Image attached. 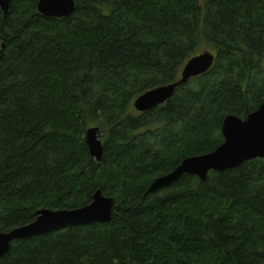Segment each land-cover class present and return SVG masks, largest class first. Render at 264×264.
Segmentation results:
<instances>
[{
    "label": "trees",
    "instance_id": "16d2710c",
    "mask_svg": "<svg viewBox=\"0 0 264 264\" xmlns=\"http://www.w3.org/2000/svg\"><path fill=\"white\" fill-rule=\"evenodd\" d=\"M75 1L66 19L42 16L39 0L0 8V232L98 191L114 217L15 241L0 264H264V160L149 193L217 150L228 116L264 103V0ZM204 49L216 57L208 74L135 110ZM93 127L101 162L86 144Z\"/></svg>",
    "mask_w": 264,
    "mask_h": 264
},
{
    "label": "water",
    "instance_id": "95a60500",
    "mask_svg": "<svg viewBox=\"0 0 264 264\" xmlns=\"http://www.w3.org/2000/svg\"><path fill=\"white\" fill-rule=\"evenodd\" d=\"M12 0H0V8L8 14ZM39 13L46 18L66 19L76 11L75 0H39ZM216 57L205 52L191 58L184 66L177 82L159 87L139 97L134 102L138 113H147L169 102L177 90L193 79L208 74L214 67ZM224 143L213 153L185 159L170 174L157 179L149 193H153L179 181L186 175L197 176L206 181L211 172H225L236 169L253 160H264V103L261 107L242 120L228 116L223 123ZM86 144L90 155L101 162L104 156V143L100 138V129L90 128L86 133ZM115 200L105 197L98 191L93 202L81 209L68 211L42 210L37 219L24 227L8 233L0 232V260L11 251L15 241L32 239L51 230L80 223L107 224L113 220Z\"/></svg>",
    "mask_w": 264,
    "mask_h": 264
},
{
    "label": "rangeland",
    "instance_id": "374dc122",
    "mask_svg": "<svg viewBox=\"0 0 264 264\" xmlns=\"http://www.w3.org/2000/svg\"><path fill=\"white\" fill-rule=\"evenodd\" d=\"M205 52L214 53V52H213L212 50H210V49H204L200 54L205 53ZM100 138H101V140L104 141V134H103V132L100 133Z\"/></svg>",
    "mask_w": 264,
    "mask_h": 264
}]
</instances>
